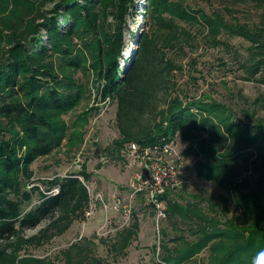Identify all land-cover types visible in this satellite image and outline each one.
<instances>
[{
	"label": "trees",
	"instance_id": "obj_1",
	"mask_svg": "<svg viewBox=\"0 0 264 264\" xmlns=\"http://www.w3.org/2000/svg\"><path fill=\"white\" fill-rule=\"evenodd\" d=\"M232 1L264 8V0ZM136 3L0 0V264H54L19 252L85 218L90 194L84 170L35 184L31 165L64 140L79 141V128L97 108L88 107L70 125L62 117L91 91L96 102L115 104L116 150L130 142L179 139L194 159L196 176L223 192L178 201L172 196L180 186L159 197L178 232L166 240L161 230L163 264H250L264 248V94L229 91L228 101H221L190 93L178 81L186 49L211 48L231 57L242 80L264 85V23L231 21L181 0H143L146 29L137 34L130 61L119 67L123 27ZM233 37L247 45L234 48ZM191 63L197 72L196 61ZM86 68L96 77L92 90L73 77ZM188 78L196 87L195 77ZM137 211L108 244L114 257L124 256L136 238ZM86 244L63 250L65 264H108Z\"/></svg>",
	"mask_w": 264,
	"mask_h": 264
},
{
	"label": "rangeland",
	"instance_id": "obj_2",
	"mask_svg": "<svg viewBox=\"0 0 264 264\" xmlns=\"http://www.w3.org/2000/svg\"><path fill=\"white\" fill-rule=\"evenodd\" d=\"M141 1L143 0H137L136 9H131L126 16L121 52L124 60L121 58L118 60L119 67L130 61L127 55L136 48L134 43L136 36L140 29H146L140 18ZM181 1L187 7L203 9L207 13L219 12L231 21L246 25H254L261 21L264 23V8L257 7L256 3H234L232 0ZM229 43L238 50L247 45L237 37L231 38ZM192 59L196 61L197 72L192 71ZM180 63L183 72L178 81L183 89H188L190 93H208L221 101H228L229 91L239 90L250 97L264 94V85L242 80L231 57L223 55L217 49L199 48L194 51L186 49V54L180 57ZM190 75L195 77L196 87L191 86V80L188 78ZM73 77L87 83L91 90L96 81L90 68L74 72ZM90 93V96L83 97L74 110L62 117L70 125L76 116L88 107L97 108L91 111L87 122L79 128L81 132L79 141L71 145L64 140L51 154L38 157L31 165V169L35 184L38 179L61 178L84 170L88 174L86 185L90 203L96 205L95 209L91 216L75 221L64 234L52 238L42 246L21 250L19 257L48 258L54 264H65L62 251L72 243L86 241V245L92 248L93 255L108 264H163L160 260V244L163 239L161 230L167 233L166 240L171 239L178 235L174 229L177 224L169 221L165 214L158 216L150 206H144L140 196L136 197L129 210L126 199L128 183L136 165L132 157L126 153L125 145L117 150L113 146V142L119 138L115 126V104L111 101L96 102L92 91ZM173 144L183 166L182 184L180 189L173 193V198L183 201L192 193L202 195L223 193L214 183L202 181L196 176L193 168L194 159L184 153L183 141L177 139ZM97 194L102 197L103 202L94 200L93 197ZM113 195L119 199L116 205L112 201ZM164 207L163 205L162 209ZM134 210H138L136 217L139 222L136 238L128 246L124 256L114 257L113 253L109 252L108 244L118 230L131 223ZM169 245L172 243L169 242Z\"/></svg>",
	"mask_w": 264,
	"mask_h": 264
},
{
	"label": "built area",
	"instance_id": "obj_3",
	"mask_svg": "<svg viewBox=\"0 0 264 264\" xmlns=\"http://www.w3.org/2000/svg\"><path fill=\"white\" fill-rule=\"evenodd\" d=\"M124 147L126 153L132 157L136 165L128 183L126 199L129 210L136 197L140 196L144 206H150L158 213V216L163 215L162 208L164 204L163 201L159 200V197L167 190L178 189L182 184L183 166L173 142L155 143L146 146L130 142L125 144ZM79 179L82 178L79 177ZM93 198L95 201L103 202L99 194ZM112 201L116 205L119 199L113 195ZM95 206L89 200L84 217L91 216Z\"/></svg>",
	"mask_w": 264,
	"mask_h": 264
},
{
	"label": "clouds",
	"instance_id": "obj_4",
	"mask_svg": "<svg viewBox=\"0 0 264 264\" xmlns=\"http://www.w3.org/2000/svg\"><path fill=\"white\" fill-rule=\"evenodd\" d=\"M250 264H264V248L258 250L255 255L251 257Z\"/></svg>",
	"mask_w": 264,
	"mask_h": 264
},
{
	"label": "bare ground",
	"instance_id": "obj_5",
	"mask_svg": "<svg viewBox=\"0 0 264 264\" xmlns=\"http://www.w3.org/2000/svg\"><path fill=\"white\" fill-rule=\"evenodd\" d=\"M129 55H130V51H129V54L127 56H129Z\"/></svg>",
	"mask_w": 264,
	"mask_h": 264
}]
</instances>
